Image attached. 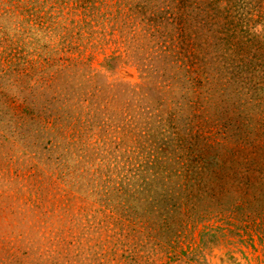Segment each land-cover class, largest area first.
Here are the masks:
<instances>
[{
  "label": "rangeland",
  "instance_id": "rangeland-1",
  "mask_svg": "<svg viewBox=\"0 0 264 264\" xmlns=\"http://www.w3.org/2000/svg\"><path fill=\"white\" fill-rule=\"evenodd\" d=\"M0 264H264V0H0Z\"/></svg>",
  "mask_w": 264,
  "mask_h": 264
}]
</instances>
